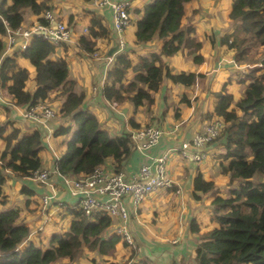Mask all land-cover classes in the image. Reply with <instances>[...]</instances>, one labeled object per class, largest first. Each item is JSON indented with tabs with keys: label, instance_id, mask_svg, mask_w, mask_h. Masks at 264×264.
<instances>
[{
	"label": "trees",
	"instance_id": "obj_1",
	"mask_svg": "<svg viewBox=\"0 0 264 264\" xmlns=\"http://www.w3.org/2000/svg\"><path fill=\"white\" fill-rule=\"evenodd\" d=\"M191 1L153 0L136 11L141 17L135 23L134 43L142 45L158 39L165 41L164 46L159 53L138 58L135 65L126 54H116L102 90L106 101L128 102L134 109L149 107L163 78L183 86L194 84L195 74H171L163 61L164 57H172L181 50L188 49L191 54L199 51V44L190 36L193 30L181 27L185 5ZM26 10L40 16L51 7L46 0H0V56L6 46L7 30L23 24ZM229 18L233 22L232 32L220 42L234 51L235 64L255 66L239 80L240 84L248 81V85L234 109H230L232 96L226 92V85L216 94L215 115L222 119L224 128L207 146L220 142L222 172L228 175L229 184L235 183V186L227 197L213 199L210 211L213 228L200 236L194 262L264 264V0H233ZM39 22L46 24L43 19ZM89 34L93 39H99L106 38L108 32L99 20H92ZM79 45L89 54L95 50V43L84 38L79 40ZM54 50L55 47L46 40L33 37L20 53L33 68L32 76L16 64V56L5 57L0 63L1 90L11 97L14 106L34 107L62 89L65 100L59 114L69 118L71 124L58 127L54 136H67L72 131L73 135L55 162L60 175H91L107 159L116 165L115 172H120L123 162L134 150L130 133L113 137L100 127L93 114L82 109L84 96L75 93L73 82L67 81L66 61L50 60ZM199 60L196 56L195 61ZM128 73L133 74L131 80H127ZM30 80L35 83L32 91L27 89ZM129 124L132 129L139 127L133 119ZM6 125H0V139L5 142L4 150L0 151V197L7 171L17 179H27L35 170L41 169L39 152L44 135L42 128L22 135L19 129H8ZM215 190L213 183L206 182L200 174L193 180L195 201ZM21 192L28 196L34 194L28 189ZM71 214L68 231L63 235L53 234L42 249L32 243L23 245L30 229L19 221L18 210L0 211V264H58L62 260L72 263L84 250L108 256L122 242L119 236L109 234L113 223L108 216L96 214L89 218L74 210ZM191 230L198 232L194 222Z\"/></svg>",
	"mask_w": 264,
	"mask_h": 264
},
{
	"label": "crops",
	"instance_id": "obj_2",
	"mask_svg": "<svg viewBox=\"0 0 264 264\" xmlns=\"http://www.w3.org/2000/svg\"><path fill=\"white\" fill-rule=\"evenodd\" d=\"M46 1L56 19L65 23L71 32L70 41L58 44L50 60L66 61L67 81L73 82L75 93L84 96L82 109L93 114L100 127L113 137L134 130L129 124L131 119L139 126L138 128L152 126L162 131L158 143L145 156L133 150L123 162L120 172L124 173L126 178H131L147 158H158L164 153H171L166 165L167 174L173 181L171 189L148 196L141 204L137 217L129 216L126 226L132 237L133 247L120 242L115 251L108 256H98L84 250L78 260L72 263L62 260L58 264H86L83 260L87 255L90 256V263H94L95 259L96 261L104 259L109 260L111 264H143V262L175 264L176 258L180 259V256L181 264H186L185 258L188 257L194 261L195 248L200 236L213 228L210 221L213 199L217 196L227 197L235 183L229 184L228 175L222 172L219 156L223 150L220 142L205 147L202 150L205 157L195 163L182 159L175 150H179L182 144L189 142L207 123L219 119L215 115L216 94L224 85L226 92L232 96L230 109L235 108L236 102L242 98L244 89L248 85V81L240 84L239 80L243 78V73L255 65L235 64L234 51L220 42L221 38L229 35L233 29V22L229 18L233 0H192L185 5L181 27L193 30L190 36L199 44V51L191 54L188 49L181 50L172 57H164L163 61L171 74H195V82L191 86H183L163 78L154 95L153 104L138 109H134L128 102L111 108L110 103L103 97L102 90L107 83V75L113 67L114 56L108 57V52L114 47V41L119 40L113 29L110 9L99 8L93 3L94 0ZM127 1L131 4V24L121 37L125 45L120 47L118 53L126 54L135 65L138 58L159 53L165 41L154 39L142 45L134 43L135 23L141 17L136 11H140L153 0ZM23 13L24 22L21 25L23 28L39 23L40 16L28 10ZM92 20L101 22L108 32L106 38L93 39L90 36L89 27ZM85 29L88 32L85 33ZM81 38L95 43L93 53L89 54L80 47ZM4 40L6 41L5 38ZM8 56H16V64L33 75V68L16 51H6V54L3 51L0 59ZM196 56L200 57L199 62L195 61ZM109 58L112 59L111 63H108ZM132 77V73L127 74V80H131ZM34 88V81L30 80L27 89L32 91ZM0 92L2 96L0 125L7 124L8 129L10 127L19 129L22 135H29L36 129L42 128L44 135L42 149L39 152L41 170L52 173L55 162L60 159L67 142L73 135L72 131L67 136H54V131L58 127L71 124L69 118H62L59 114L65 100L62 89L50 94L45 101L58 114L46 126L23 118L24 107L14 106L11 97L1 88ZM4 148L5 142L0 139V151ZM226 164L224 163L225 166ZM115 166L111 159H107L101 168L107 173H114ZM199 174L206 182H212L216 190L203 196L200 201H195L192 196V183ZM5 176V183L1 189L2 197H0L4 199L0 203V211L13 209L19 211V221L30 229L23 245L32 243L44 249L53 234L63 235L68 231L72 220L70 208L75 204V198L70 196L60 177L52 173L49 182L41 184L32 178L17 179L9 171ZM22 189L33 191L34 194L28 196L21 192ZM49 193L55 194L56 201L64 206L62 209L54 206L42 208L39 199ZM202 218L205 222L201 221ZM193 222L198 227L197 233L191 230ZM201 222L206 223L207 226H202ZM112 223L110 235H113L117 221L112 219Z\"/></svg>",
	"mask_w": 264,
	"mask_h": 264
},
{
	"label": "built area",
	"instance_id": "obj_3",
	"mask_svg": "<svg viewBox=\"0 0 264 264\" xmlns=\"http://www.w3.org/2000/svg\"><path fill=\"white\" fill-rule=\"evenodd\" d=\"M93 3L99 8L110 9L114 32L118 36L120 47H124L121 37L131 24L130 2L94 0ZM40 17L46 21L45 25L39 22L28 28L19 26L14 30H7L4 54L6 51L14 50L20 56L34 36L41 37L54 47L70 41V29L65 23L57 20L50 10L43 12ZM84 32L88 30L85 29ZM2 60L1 58L0 63ZM111 62L112 59L109 58L108 63ZM0 99H2L1 94ZM116 105V102L110 103L111 108H115ZM56 115V110L45 101L34 107H24L22 111L23 118L42 126L52 122ZM223 128L221 118L209 122L195 133L189 142L182 144L180 149L175 151L182 159L194 163L200 162L205 157L202 150L220 135ZM161 135L160 129L144 126L130 132V141L134 150L145 156L158 143ZM170 156L171 153H164L158 158H147L131 178H126L122 172L107 173L101 166L97 167L91 175L75 178L60 175L56 169L52 173L62 179L70 196L75 198V204L70 208L71 210L81 212L89 218H93L96 214H103L116 220L117 225L113 228V234L119 236L128 247H133L132 237L126 226L127 220L130 215L137 217L141 204L148 196L172 188L173 181L167 174L166 165ZM52 173L38 169L32 173L31 178L41 184H47ZM39 203L44 209L51 206L60 209L64 207L62 203L56 201L54 193L42 195Z\"/></svg>",
	"mask_w": 264,
	"mask_h": 264
},
{
	"label": "rangeland",
	"instance_id": "obj_4",
	"mask_svg": "<svg viewBox=\"0 0 264 264\" xmlns=\"http://www.w3.org/2000/svg\"><path fill=\"white\" fill-rule=\"evenodd\" d=\"M163 46H164V45H163ZM260 50H261V49H260ZM259 52H261V51H258V53H259ZM13 56H14V55H13ZM13 56H12V57H13ZM57 116H58V114H57ZM13 193H14V192H13ZM3 199H4V198H1V199H0V203L2 202ZM202 220H203V222H205V221H204V220H205L204 218H202L201 221H202ZM203 222H201V223H203ZM205 225H206V223H203V224H202V226H205ZM206 226H207V225H206ZM129 252H130V254H131V251H129ZM89 258H90L89 255L85 256L83 262L86 261V264H101L102 262H103V263H109V264H111V262H110L109 260H104V259H103V260H100V261H96V259H95V262H94V263H90V262H89V261H90ZM181 258H182L181 256H180V259H179V258H176V260H175V264H181V261H180ZM185 260H186V261H185L186 264H195V262L191 259V257L185 258ZM120 264H122V263H120Z\"/></svg>",
	"mask_w": 264,
	"mask_h": 264
},
{
	"label": "water",
	"instance_id": "obj_5",
	"mask_svg": "<svg viewBox=\"0 0 264 264\" xmlns=\"http://www.w3.org/2000/svg\"><path fill=\"white\" fill-rule=\"evenodd\" d=\"M114 43H115L114 47H112L108 52V57L115 56L120 49L119 40H115Z\"/></svg>",
	"mask_w": 264,
	"mask_h": 264
}]
</instances>
